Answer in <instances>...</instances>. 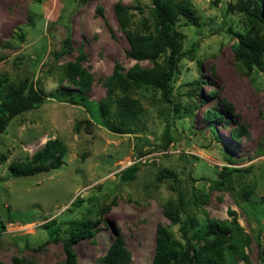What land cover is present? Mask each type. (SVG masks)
I'll list each match as a JSON object with an SVG mask.
<instances>
[{
  "label": "rangeland",
  "instance_id": "rangeland-1",
  "mask_svg": "<svg viewBox=\"0 0 264 264\" xmlns=\"http://www.w3.org/2000/svg\"><path fill=\"white\" fill-rule=\"evenodd\" d=\"M238 1L190 0L200 24L180 30L185 48L193 42L198 47L195 59L183 58L178 65L171 97L181 109L173 113L172 138L166 143L162 135L172 106L150 86L136 94L145 116L135 132L109 129L98 110L106 93L100 79L116 62L124 69L135 62L125 55L129 46L113 5L130 7L132 29L143 30L151 0H0V98L7 84L21 82L32 83L44 97L38 108L12 118L0 134V261L12 264L17 256L38 264L62 263L66 221L95 218L102 206L96 235L73 246L78 264H101L116 232L125 240L130 264H151L157 225L183 241L179 225L163 213L165 201L176 199L168 180H156L166 167L178 174L181 189L189 191L190 233L204 230L209 219L222 221L231 226L236 242V248L225 251L226 264H264V70L248 76L235 62V34L246 30L247 21L227 5ZM66 37L70 49L63 43ZM79 51L85 53L82 67L93 81L84 101L71 103L68 90L76 91V86L61 70ZM197 59L204 82L191 97L188 92L199 75ZM139 63L151 66L147 60ZM209 91H217L216 96ZM199 98L206 103L198 104ZM217 100L232 104L247 135L234 140L230 129L235 123H214L217 141L204 117ZM217 108L223 109L221 104ZM53 138L66 147L58 169L10 177L12 160L29 158ZM227 157L234 159V167L250 170L216 186ZM134 162L139 163L135 178L121 180L120 172ZM53 217L52 226L43 225ZM56 225L58 241L52 240Z\"/></svg>",
  "mask_w": 264,
  "mask_h": 264
},
{
  "label": "trees",
  "instance_id": "trees-1",
  "mask_svg": "<svg viewBox=\"0 0 264 264\" xmlns=\"http://www.w3.org/2000/svg\"><path fill=\"white\" fill-rule=\"evenodd\" d=\"M227 6L231 11L242 12L247 21L246 30L235 34L236 43L233 46V56L237 67L251 76L254 72L264 70V0H239ZM97 10L100 12V8ZM113 10L119 29L129 46L125 55L135 62L127 69L116 62L110 74L100 79L106 93L98 101L99 115L102 122L113 131L118 133L137 131L145 116V108L136 94L143 87L150 86L159 91L160 98L165 103L172 106V114L169 117L167 115L165 119L166 124L162 135L168 143L172 138L173 113H178L181 109L179 105L172 102V83L180 61L183 58L195 59L198 47V43L193 42L189 48H185L184 36L180 28L198 26L199 16L190 0H151L150 19L143 20V30H140L131 27L130 7L116 2ZM63 43L67 49H70L68 37L63 39ZM85 58V53L79 51L74 60L67 62L61 70L62 75L76 86V91L68 90L71 103L83 102L93 81L92 74L82 67V61ZM143 60L149 61L151 66L143 67L139 63ZM200 62L201 59L196 60L199 75L193 82L195 86L188 92L191 97L199 92L200 85L204 82L203 78L201 79ZM210 94L216 96L217 91H211ZM77 96L81 100L78 101ZM43 101L42 93L32 83L7 84L0 98V134L12 118L27 110L38 108ZM196 102L200 105L206 103L202 98L197 99ZM220 104L224 110L217 108ZM237 116L232 104L228 101L217 100L213 107H207L204 111V117L208 120L217 141L219 140L214 123L227 126L235 123V127L230 129L234 140L247 135L245 125L237 121ZM87 122L86 120L85 123ZM65 153V144L60 139H47L43 146L32 153L29 158L12 160L9 164V175L19 178L58 169L62 165ZM226 159L227 162L221 166L217 179L214 181L216 186L228 182L234 173L241 172L242 176L250 170L249 167H234V159L231 157ZM138 167L139 163L134 162L123 169L120 172V179L133 180ZM191 179L193 181L192 177ZM156 180L158 182L168 180V187L176 194L175 200L165 201L163 213L172 225H179L178 230L183 241L172 239L167 227L157 225L151 264H226L224 261L226 249L236 248L231 226L216 219H209L204 230L190 233L194 223L187 211L188 189L183 191L178 174L166 167L159 169ZM248 192L246 191L244 196H247ZM104 212V207L101 206L98 207V216L95 218L84 217L66 221L68 235L62 239L64 261L58 264H78L73 246L83 238H93L96 235L99 230L97 222ZM54 222L56 220L53 217L45 221L43 225L46 226L49 223L52 226ZM0 227L4 228L2 222ZM54 228H52V240L58 241V225ZM43 245L41 244L40 248ZM130 262L131 256L125 247V240L121 233L116 232L105 254L100 258V263L130 264ZM0 264L5 263L0 261ZM12 264L38 263L13 256Z\"/></svg>",
  "mask_w": 264,
  "mask_h": 264
}]
</instances>
